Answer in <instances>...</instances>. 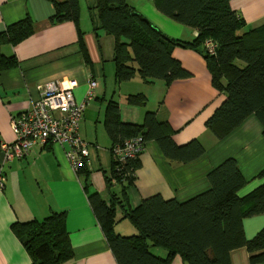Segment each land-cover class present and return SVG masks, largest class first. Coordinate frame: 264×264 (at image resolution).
<instances>
[{"label":"crops","instance_id":"0c3cea01","mask_svg":"<svg viewBox=\"0 0 264 264\" xmlns=\"http://www.w3.org/2000/svg\"><path fill=\"white\" fill-rule=\"evenodd\" d=\"M78 2L77 22H53L50 19L55 9L49 0H0V32L27 16L33 24L29 36L0 48L3 55L13 56L18 62L15 68L0 71V143L15 139L12 119L30 107L32 100L39 96L41 84L55 81L61 87L72 88L75 100L81 102L86 98L90 80H95L93 98L86 103L79 133L89 144L86 170L90 190L107 202L110 191L119 193L122 188L111 177L113 139L105 126L106 107L110 102L118 106L122 123L141 124L145 111H154L159 121L168 123L175 144L184 145L197 139L205 148L201 157L188 163H175L165 158L155 141H146L138 158L140 167L135 181L126 189L131 209L156 194L183 202L206 192L210 187L208 173L228 157L234 158L246 180L239 191L241 196L264 183V177L259 176L264 170V127L255 115L247 117L221 139L205 127L225 96L212 85L200 51L179 46L172 49V57L190 74L188 77L165 84L162 80L145 82L136 74L130 80L117 82L114 38L103 30L94 33L87 8L94 0ZM127 2L171 38L192 40L197 34L195 29L160 12L153 0ZM230 5L240 12L247 26L264 24V0H230ZM136 93L146 96L145 104L128 103V96ZM67 150V144L48 141L31 148L21 159L3 162L0 264H31V256L12 230V224L33 219L41 221L53 212L65 214V228L73 253L60 264H118L89 205L85 177L72 169ZM106 177L111 180L110 190ZM121 217V209L116 205L115 232L136 234V227ZM262 227L264 213L243 220L247 238H252ZM153 251L162 256L167 253L158 248ZM249 256L245 248H237L231 251L230 262L250 264ZM170 264L185 262L176 255Z\"/></svg>","mask_w":264,"mask_h":264},{"label":"trees","instance_id":"16d2710c","mask_svg":"<svg viewBox=\"0 0 264 264\" xmlns=\"http://www.w3.org/2000/svg\"><path fill=\"white\" fill-rule=\"evenodd\" d=\"M49 1L55 9L51 21H78V0ZM153 1L164 15L195 29L196 36L192 40L169 37L127 0H94L87 6L94 33L103 30L114 38L116 81L130 80L137 74L145 82L162 80L169 84L188 77L190 74L171 52L177 46L195 49L203 54L212 85L225 96L205 127L217 139L226 137L250 115H255L264 127V24L247 26L230 0ZM32 31L28 16L7 26L0 32V48L18 43ZM208 38L216 42L214 54L204 49ZM17 64L13 56L0 52V71ZM127 100L143 105L147 98L136 93ZM106 108L105 126L113 144L141 135L145 142L155 141L165 158L175 163H188L205 153L197 139L175 144L168 123L159 121L154 111H145L141 124H130L120 122L115 103L110 102ZM138 158L113 161L111 177L122 188L119 193L110 191L108 202L90 190L86 165L77 172L85 177L89 205L118 264H170L176 255L185 264H231L230 253L237 248L250 253V264L264 262V227L252 238H247L243 229L244 218L264 213V183L241 196L239 191L246 180L234 158L228 157L211 169L206 192L183 202L156 194L131 209L126 189L135 181ZM259 176L264 177V170ZM105 180L110 190L111 180ZM116 205L121 209V219L136 227V234L115 232ZM12 230L29 252L31 264H60L72 257L63 212H53L41 221L15 222ZM155 248L164 249L166 255H158Z\"/></svg>","mask_w":264,"mask_h":264},{"label":"built area","instance_id":"2783aa9c","mask_svg":"<svg viewBox=\"0 0 264 264\" xmlns=\"http://www.w3.org/2000/svg\"><path fill=\"white\" fill-rule=\"evenodd\" d=\"M208 54H214L216 42L208 38L203 43ZM95 80H90L85 100L77 102L72 88L61 87L55 81L40 85L39 96L32 100L28 109L12 119L15 139L12 142H1L0 151V189L4 187L3 162L23 158L31 148L44 145L48 141L67 144V159L77 173L86 165L89 157V144L85 142L79 128L83 119L86 103L93 98ZM141 135L125 138L111 147L113 161L124 162L136 159L145 147Z\"/></svg>","mask_w":264,"mask_h":264},{"label":"rangeland","instance_id":"374dc122","mask_svg":"<svg viewBox=\"0 0 264 264\" xmlns=\"http://www.w3.org/2000/svg\"><path fill=\"white\" fill-rule=\"evenodd\" d=\"M81 1L84 3V0H81ZM248 11H249V10H248ZM238 14L240 15V12H238ZM260 21H261V20H260ZM251 25H253V23H252ZM245 27H247V26H245ZM238 65L242 67V66H243V63H242V62H238Z\"/></svg>","mask_w":264,"mask_h":264}]
</instances>
